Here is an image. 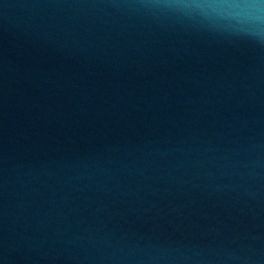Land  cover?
<instances>
[{"label": "water", "instance_id": "water-1", "mask_svg": "<svg viewBox=\"0 0 264 264\" xmlns=\"http://www.w3.org/2000/svg\"><path fill=\"white\" fill-rule=\"evenodd\" d=\"M176 2L0 0V264H264V45Z\"/></svg>", "mask_w": 264, "mask_h": 264}, {"label": "clouds", "instance_id": "clouds-1", "mask_svg": "<svg viewBox=\"0 0 264 264\" xmlns=\"http://www.w3.org/2000/svg\"><path fill=\"white\" fill-rule=\"evenodd\" d=\"M163 7L198 14L210 21H233L235 32L264 45V0H178Z\"/></svg>", "mask_w": 264, "mask_h": 264}]
</instances>
